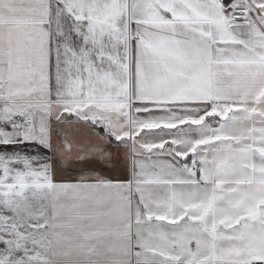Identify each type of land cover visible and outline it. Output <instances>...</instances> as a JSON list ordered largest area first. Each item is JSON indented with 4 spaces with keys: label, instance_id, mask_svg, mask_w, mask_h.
Returning <instances> with one entry per match:
<instances>
[{
    "label": "snow or ice",
    "instance_id": "snow-or-ice-1",
    "mask_svg": "<svg viewBox=\"0 0 264 264\" xmlns=\"http://www.w3.org/2000/svg\"><path fill=\"white\" fill-rule=\"evenodd\" d=\"M0 264H264V0H0Z\"/></svg>",
    "mask_w": 264,
    "mask_h": 264
}]
</instances>
